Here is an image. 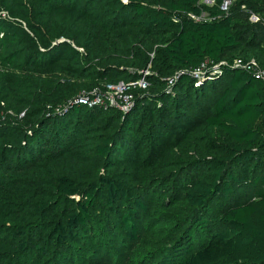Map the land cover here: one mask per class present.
Here are the masks:
<instances>
[{"label":"trees","instance_id":"obj_1","mask_svg":"<svg viewBox=\"0 0 264 264\" xmlns=\"http://www.w3.org/2000/svg\"><path fill=\"white\" fill-rule=\"evenodd\" d=\"M232 1L0 0V264H264V85L235 64L264 69V0ZM121 83L127 109L78 103Z\"/></svg>","mask_w":264,"mask_h":264},{"label":"rangeland","instance_id":"obj_2","mask_svg":"<svg viewBox=\"0 0 264 264\" xmlns=\"http://www.w3.org/2000/svg\"><path fill=\"white\" fill-rule=\"evenodd\" d=\"M123 92L124 88L122 86H117L109 89V92L107 93L110 101L116 107L119 106L121 108L128 102V99L127 97H125ZM120 100H123L124 103L121 104ZM155 247H158V245H156ZM128 248L129 250H126L122 257H120V259H118L119 256H115L113 255V253L110 257V254L106 255L105 252L102 251L100 252V256L95 257V260L93 262L92 260L90 261L88 259L85 264H157L159 262V260L154 259L156 258V250L153 249V246L150 243H144V240H139L136 243L128 244Z\"/></svg>","mask_w":264,"mask_h":264},{"label":"built area","instance_id":"obj_3","mask_svg":"<svg viewBox=\"0 0 264 264\" xmlns=\"http://www.w3.org/2000/svg\"><path fill=\"white\" fill-rule=\"evenodd\" d=\"M206 4H212L210 1H204ZM232 3L233 1L232 0H224L223 4H222V7H221V10L225 13H227L230 9V7L232 6ZM250 21L252 23H258L261 21V17L255 13H251L250 15ZM235 64L237 66H241V67H244L246 68L247 70H249L257 80L261 81L264 85V69L261 67L260 63L258 61H256L255 59H252L251 61H249V63L246 65L244 64L241 60H238L235 62ZM200 71H197L195 72V76H197L199 74ZM138 85L141 87V88H146L147 87V83L144 79H142ZM119 87H123L124 88V92L128 89V87H126V85L124 83H121L119 85H117ZM117 86H114V87H117ZM113 88V86H109L108 87V91L107 93L109 92V89ZM123 92V93H124ZM104 94V95H92V96H86V97H83L81 98L78 103H81L83 104L84 106H87V107H90V108H94V107H103V106H106L107 103L110 104V106H113V107H116L115 105H113V103L110 101V98L108 96V94ZM122 99V98H120ZM128 99V97H127ZM124 100V99H123ZM123 100H120L121 104H123ZM128 101V100H127ZM119 102V103H120ZM128 103V102H127ZM128 104L126 105H123V107H116V108H120V109H127V106Z\"/></svg>","mask_w":264,"mask_h":264}]
</instances>
